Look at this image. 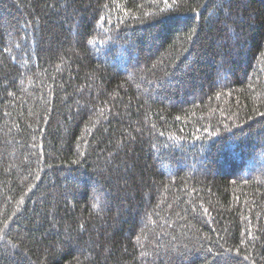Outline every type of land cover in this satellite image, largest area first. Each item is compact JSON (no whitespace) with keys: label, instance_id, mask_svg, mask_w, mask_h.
<instances>
[{"label":"trees","instance_id":"1","mask_svg":"<svg viewBox=\"0 0 264 264\" xmlns=\"http://www.w3.org/2000/svg\"><path fill=\"white\" fill-rule=\"evenodd\" d=\"M162 9L0 0V264H264V0Z\"/></svg>","mask_w":264,"mask_h":264},{"label":"snow or ice","instance_id":"2","mask_svg":"<svg viewBox=\"0 0 264 264\" xmlns=\"http://www.w3.org/2000/svg\"><path fill=\"white\" fill-rule=\"evenodd\" d=\"M164 3H165V9H162L161 11L171 10L172 7L177 4V0H171V4L169 3V0H164ZM192 11L195 12L196 9L193 8ZM195 32H196V29H192V33L194 34ZM187 38L189 40H191L192 35L190 34ZM262 55H264V53H262ZM260 115H264V113H261ZM213 135H215V134L213 133ZM74 163H75V161H74ZM93 207H95V205H93ZM3 223H4L5 227L0 228V239H3V236L6 235L5 228L7 227L8 222H7V220H5ZM11 247L15 248L16 245L12 244ZM209 251H211V250H209Z\"/></svg>","mask_w":264,"mask_h":264}]
</instances>
